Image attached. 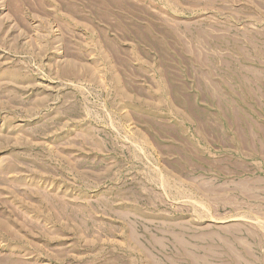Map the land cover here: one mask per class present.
<instances>
[{
  "label": "rangeland",
  "instance_id": "obj_1",
  "mask_svg": "<svg viewBox=\"0 0 264 264\" xmlns=\"http://www.w3.org/2000/svg\"><path fill=\"white\" fill-rule=\"evenodd\" d=\"M0 264H264V0H0Z\"/></svg>",
  "mask_w": 264,
  "mask_h": 264
}]
</instances>
